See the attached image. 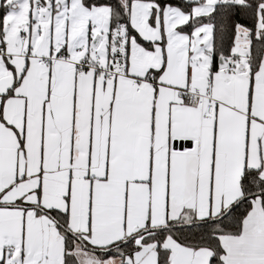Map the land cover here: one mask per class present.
<instances>
[{
    "label": "snow or ice",
    "instance_id": "1",
    "mask_svg": "<svg viewBox=\"0 0 264 264\" xmlns=\"http://www.w3.org/2000/svg\"><path fill=\"white\" fill-rule=\"evenodd\" d=\"M0 264H264V0H0Z\"/></svg>",
    "mask_w": 264,
    "mask_h": 264
}]
</instances>
